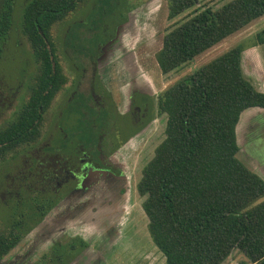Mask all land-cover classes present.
<instances>
[{"label": "trees", "instance_id": "obj_1", "mask_svg": "<svg viewBox=\"0 0 264 264\" xmlns=\"http://www.w3.org/2000/svg\"><path fill=\"white\" fill-rule=\"evenodd\" d=\"M81 2L28 0L22 6L19 28L36 67L26 98L0 127V161L39 139L44 115L66 83L50 29ZM196 2L166 0L167 20ZM12 13L13 0H2L0 53ZM262 16L264 0H230L174 23L163 33L154 54L159 72H173ZM72 35L70 29L65 41L77 40ZM263 44L264 27L253 35L250 45ZM244 48L228 49L156 96V112L164 116V126L161 116L152 145L161 135L162 139L143 165L135 189L143 197L140 207L148 237L164 264H220L233 250L247 259L237 264H264V180L236 158L234 127L240 113L247 108L264 109V94L255 91L239 70ZM11 225L7 232H0V260L21 239L22 233L14 232L20 224ZM68 247L59 251L60 264H66V253L75 251L73 243Z\"/></svg>", "mask_w": 264, "mask_h": 264}, {"label": "flooded vegetation", "instance_id": "obj_2", "mask_svg": "<svg viewBox=\"0 0 264 264\" xmlns=\"http://www.w3.org/2000/svg\"><path fill=\"white\" fill-rule=\"evenodd\" d=\"M150 1L137 2L136 6L132 3L122 21L95 44L93 76L87 82L77 80L68 86L70 94L59 106L47 137L25 146L26 152H32L27 172H34L40 185L36 192L43 203L39 219L28 231L42 225L47 234L41 235L44 241L51 238L49 234L60 233L45 251L54 248L44 258L53 264H60L59 251L62 247L68 249L70 243L74 244L75 253H66V264H105L112 251L125 250L121 221H125L128 208L138 200L135 174H140L148 161L144 157L152 144L154 123L161 115L156 112L157 94L147 71L130 52L132 40L122 37L131 23V13L140 9L137 14L144 19V9ZM82 72L80 76L85 78L86 70ZM263 126L264 118L259 115L246 124V144L254 146V136ZM255 148L264 152L262 146ZM255 164L260 170L264 158ZM77 207L81 208V225L76 220L71 221L76 224L67 222L66 218L68 210ZM45 218L47 223H43ZM58 219L59 224H54ZM133 231L129 237L132 240V236H137ZM35 240L36 236L32 245ZM32 248L30 252L26 250L21 264H32L28 258ZM17 257L13 256V260Z\"/></svg>", "mask_w": 264, "mask_h": 264}, {"label": "rangeland", "instance_id": "obj_3", "mask_svg": "<svg viewBox=\"0 0 264 264\" xmlns=\"http://www.w3.org/2000/svg\"><path fill=\"white\" fill-rule=\"evenodd\" d=\"M26 1L28 0H13L12 25L0 53V127L12 118L20 101L22 102L26 98V86L36 67L30 56L28 44L19 28L22 6ZM143 1L145 0H83L74 12L51 27L50 35L56 50V59L61 72L66 77V85L56 94L49 110L44 115L40 137L46 138L51 131L53 118L57 115L59 106L70 94L71 89L68 90V86L77 80L87 82L88 78L93 76L91 66L95 64L94 57L97 56V52L95 55V44L100 43L105 36L111 33L114 25L122 21L132 3L136 6L137 2L142 3ZM228 1L230 0H197L192 8L172 20L166 18V0H151L144 9V19L137 14V10L140 9L131 13V23L127 30L123 31L125 34L122 40H132L133 49L130 52H133L134 58L147 71V76L155 89L154 93L159 94L173 82L183 79L200 66L236 45H243L246 48H244L245 52L241 61L245 78L254 86L258 84L264 88V44L250 45L253 35L264 27V16L252 21L245 28L223 39L167 75H162L156 66L154 54L160 48L163 33L167 28L201 9L215 10ZM1 2L2 0H0V4ZM68 26L69 30L71 29V35L74 33L77 40L71 38L65 41L66 34L69 32L66 31ZM129 29L130 31H128ZM253 53L256 54L257 60H254ZM83 69L86 70L85 78L80 76ZM254 110L252 108L242 113L236 129L238 139L236 158L250 171L253 168L257 169L255 163L264 158V152H257L255 148L264 144V137H256V140L253 141L254 146L246 144V130L244 129L248 119L246 113L254 114L257 109ZM259 114H264V111H259ZM161 123L163 129L164 116H162ZM154 126L152 134L156 130V122ZM161 139L162 135L157 142L150 145L149 151L144 157L145 161L151 158L153 149ZM26 150H28L26 147H22L14 155L0 161V232H7L12 228L11 224L19 223L20 228H15L14 232L22 233L20 241L1 259L0 264L24 263L23 255L26 250H30L31 236H33L29 235L30 231L28 232V230L35 224L42 211L40 207L43 203L40 202L36 192L39 191L40 185L35 180L34 172L32 171L33 174L27 172L28 158L32 157V152H26ZM259 173L262 174L261 178H264V167L260 169ZM139 177L140 174H135L134 180L137 181ZM142 200L143 197L139 198L138 196V200L131 208H128L124 216L125 221H121V235H123V240H126L125 250H119V253L115 254L108 264H164L161 254L148 237L145 217L140 207ZM66 218L67 222L76 220L79 225L83 220L81 208L77 207L74 211L68 210ZM54 224H59V219L54 221ZM50 226L47 227L51 229ZM131 229L137 235L136 237L132 236L133 240L129 239L132 234L130 233ZM46 241L49 243L52 239L49 238ZM46 250L47 248L44 250L43 247V249L30 254L29 261H32V264L36 262L50 264L47 259L41 258L43 254L44 257H48ZM130 253L133 255L130 256ZM15 255L18 257L13 260ZM239 262L247 263V259L237 250H233L220 264H237Z\"/></svg>", "mask_w": 264, "mask_h": 264}, {"label": "crops", "instance_id": "obj_4", "mask_svg": "<svg viewBox=\"0 0 264 264\" xmlns=\"http://www.w3.org/2000/svg\"><path fill=\"white\" fill-rule=\"evenodd\" d=\"M244 50L243 51H241L240 52V57H239V70H240V73H241V76L253 87V89L255 90V91H257V92H259V93H262V94H264V88H261L260 86H258V84H257V86H254L247 78H245V76H244V74H243V71H242V67H241V61H242V56H243V54H244ZM253 58H254V60H257V58H256V54L255 53H253ZM155 91V90H154ZM250 109H252V108H247V109H245L244 111H247V110H250ZM255 110H256V112H254V114H251V112H248V113H246V115H248V119H247V123L248 122H250L252 119H253V117H254V115H259L260 117H264V114H259V111H262V109H258V108H254ZM254 110V111H255ZM244 111H242L241 113H240V115H239V117H238V120H237V123H236V125H235V127H234V133H235V143H236V145H237V148H238V139H237V136H236V129H237V126H238V123H239V120H240V117H241V115H242V113L244 112ZM162 116V115H161ZM246 123V124H247ZM264 130V126L262 127V129H259L258 130V134H256L254 137H260V138H263L264 137V133H262V131ZM245 135H246V137H247V133H245ZM245 139H247V138H245ZM264 139V138H263ZM262 146V148H264V144L263 145H261ZM238 152V151H237ZM237 154V153H236ZM254 169V170H253ZM252 169V171L251 172H253V173H255L256 175H258L259 177H262V174H260L259 172H260V170H257V169H255V168H253ZM255 170H257V171H255ZM250 171V170H249ZM264 176V175H263ZM263 180H264V178H262ZM50 216H51V214H50ZM44 222H46L47 223V218H45L44 219V221H43V223ZM45 228L44 227H42V225L41 226H39L36 230H30V232H29V235L30 234H32L33 236H31L32 238H31V244H30V248L31 247H34V248H32L33 249V253L34 252H36V251H38V250H40V249H43V247H44V250H45V248L46 247H49L50 245H51V243L49 242H47V241H44V238H43V236H41V235H44V236H47V234L44 232L45 230H44ZM59 234L60 233H57V232H53V233H51L50 235H51V239L54 241L58 236H59ZM37 237V240H35V244L34 245H32V242H33V238L34 237ZM46 240H48L47 238H46ZM121 251V250H120ZM117 253H119V250L117 249V250H115L114 252L112 251L110 254H108V257H107V259H106V261H105V264H108V262H110L112 259H113V257L115 256V254H117Z\"/></svg>", "mask_w": 264, "mask_h": 264}]
</instances>
